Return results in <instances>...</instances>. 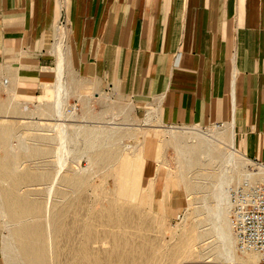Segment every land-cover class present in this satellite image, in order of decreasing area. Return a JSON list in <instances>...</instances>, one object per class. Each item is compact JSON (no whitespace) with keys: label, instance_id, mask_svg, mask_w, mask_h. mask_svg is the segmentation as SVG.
<instances>
[{"label":"crops","instance_id":"crops-1","mask_svg":"<svg viewBox=\"0 0 264 264\" xmlns=\"http://www.w3.org/2000/svg\"><path fill=\"white\" fill-rule=\"evenodd\" d=\"M59 62L66 95L53 107L75 81L149 128L224 127L264 165V0H0L2 86L30 104L55 86ZM164 190L152 206L176 216L167 192L160 211Z\"/></svg>","mask_w":264,"mask_h":264},{"label":"rangeland","instance_id":"rangeland-1","mask_svg":"<svg viewBox=\"0 0 264 264\" xmlns=\"http://www.w3.org/2000/svg\"><path fill=\"white\" fill-rule=\"evenodd\" d=\"M62 89L61 98L66 95L63 80ZM13 91L11 86H2L0 80V104L3 105V109L0 110V136L2 131H6L9 136L7 144H11V150L5 148L4 155L10 162L15 160L19 164V172L48 174L44 176L43 181L34 182L32 187H25L20 191L22 194L31 189L29 192L37 199L35 195L44 196V189L55 169L53 157L55 141L51 127L58 121L51 117L55 103L54 86L47 87L43 95L34 102H28L30 104H26L25 99L15 96ZM114 98L111 93L94 97L91 91L78 92L74 81L73 99L64 106L60 104L64 116L61 123L66 125L69 133L77 128H85L84 130L88 131L91 128H101L102 132L110 131L106 143L112 148L109 152L118 159V155L128 154L130 157L132 153L140 154L143 165L138 178L142 193L133 200L115 195L113 171L118 165L107 166L106 169H101L103 166L95 164L90 166L87 158L95 153L85 150L86 143L84 144L81 136L78 137L79 141L68 140L66 146L70 151L63 157L65 164L59 178H72L82 171V175L89 179L88 185L77 196L70 195L73 208L69 210L67 220L68 222L73 220L74 225L57 226V238L52 241L53 261L56 259L59 264L69 262L71 259L74 261L73 264H230L224 263L222 257H215L210 252L214 249L213 237L201 243L198 239L201 232L212 226L211 209L205 207L213 205L211 191L220 169L214 164L194 166L189 171L183 170L175 145L170 143V133L183 136L185 139L183 144L193 145L196 143V136L213 140L214 134L224 130V127L149 128L131 117L128 104ZM96 134L98 141L105 137L100 135L102 138H99V133ZM147 138L151 139L148 141L150 152L146 155L142 148ZM20 139H24V142ZM20 143L34 148L38 154L32 155L33 151L22 150ZM231 148L238 158L240 171L264 170L259 164L243 158L234 149L233 144ZM199 159L205 160L203 156H199ZM92 162L95 163V159ZM156 172L158 173L155 177ZM242 180L245 179L240 178L238 183ZM148 181L152 182V192L163 191L165 188L164 192L179 200L176 216L157 213L152 206L153 195L151 196L148 189L143 188L144 183ZM62 183L61 181L54 191L52 199L54 207L64 206L62 199L55 198L61 191L68 193ZM196 183L206 187V192L185 188V184L192 186ZM235 184L237 182L230 183L228 188ZM164 192L162 199L165 204V201L168 202L170 199L168 196L166 198ZM164 204L160 206L161 213L165 208ZM77 216L80 222H84L83 230L80 229L82 228L80 224L76 223ZM228 217L230 220L229 214ZM5 222V217L0 215V236L7 234ZM3 248L0 246L1 252ZM75 252L77 255L73 258ZM6 254V262L4 257H1L2 264H23L10 260L7 250ZM235 255L236 259L231 264H264L261 256L240 253L236 247Z\"/></svg>","mask_w":264,"mask_h":264},{"label":"bare ground","instance_id":"bare-ground-1","mask_svg":"<svg viewBox=\"0 0 264 264\" xmlns=\"http://www.w3.org/2000/svg\"><path fill=\"white\" fill-rule=\"evenodd\" d=\"M60 63L61 62L57 65V79L53 92L55 98H61L63 95V63ZM1 109L2 105L0 104V110ZM52 112L51 117H55V121H58L51 127L53 134L52 137L55 141V148L53 149L55 169L49 183L44 189V196L35 195L38 200L32 196L33 193L29 192L31 189H28L29 191L26 190V193L22 192V194L20 191L22 188L29 186L32 187L31 185L34 182L43 181L44 176H47L48 174L36 175L27 171L19 172V164L15 160L10 162L4 155L5 148L11 150V144H7V139H9L8 133L6 131L1 132L0 215L3 218L5 217L6 222L4 223V228L6 229L7 234L5 236H0V246L4 247L2 252L0 249V253L1 257H4L5 262L7 250L10 260L19 261L23 264H59L56 259L54 261L52 259L54 252V244H52V241L57 238V226H68L73 224V220L71 222H68L67 220L68 212L73 208V201H70V195L74 194L77 196L78 193L88 185L89 179L86 175H82V171L78 174L76 173L77 175L75 174L72 178H59L60 171L65 164L63 157L69 154L68 152L70 151L66 146L68 140L79 141L78 137L81 136L84 144L86 143L85 150L95 153L87 158L90 166L95 164L103 166L101 169H106L107 166L118 165L117 169L113 171L115 175L113 180L115 195L133 200L136 197H139L142 193V186L140 184V179L138 178L140 168H142L141 165H143V158L141 159L140 154L134 155V153H132L130 157H128V154H125L124 156L118 155L119 160L118 157L109 152L112 148H110V144L106 143L110 131L107 130L102 132L101 128H91L89 129V132L88 130H84L85 128H77V130H73L69 133L66 125L61 123V118L64 117L61 105L59 104L53 107ZM31 130L33 131V129ZM92 132L99 133V138H102L100 135L105 137L102 138L101 141H98L97 134H92ZM150 139H145V145L142 148L146 155L150 152V146L148 143ZM20 140H23L22 142H24V139ZM170 141L173 146L175 145L177 154L181 159L180 164L183 170L189 171L194 166H211L214 164H217L218 169H220L218 175L214 179L215 184L211 191L213 205L212 207H205L211 209L212 226L211 228L204 230V232H201L198 239L200 240L199 243H201L213 237L215 242L212 244V247L214 249H211L210 252L215 257H222L224 263L231 264L236 259V245L228 217V214L230 215L227 200L228 185L233 182L238 183L240 178L249 179L256 183L264 182V170H239L238 158L236 154L232 152L231 148L232 137L229 131L225 128L224 130L215 133L213 140L196 136V143L193 145L183 144V141H185L184 137L175 133H170ZM23 144L24 143H20L22 150L28 152L33 151L32 155L38 154L34 148L27 147ZM9 156L13 158L10 154ZM199 156H203L205 160L200 161ZM93 159H95V163L92 162ZM157 173L158 172H156L155 177L157 176ZM61 181L63 182V186L67 188L68 193L66 194L61 191V194L59 193L61 197L58 194L55 198L62 199L64 206L54 207L52 200L54 191L56 187L60 185ZM148 182L144 183L143 188L145 187L148 189L152 196V182ZM1 183L4 185H1ZM185 188L187 190H202L206 192V187H201L198 183L192 186L185 184ZM164 195L167 198L166 192H164ZM163 204L164 200L162 199L161 205ZM78 217L79 216H77V218ZM77 222L80 224V227L84 225V222H80L79 218L76 220V223ZM83 227L80 229L83 230ZM75 255H77L76 252L74 253L73 258ZM73 262L74 261L71 259L69 262L63 264H73Z\"/></svg>","mask_w":264,"mask_h":264},{"label":"built area","instance_id":"built-area-1","mask_svg":"<svg viewBox=\"0 0 264 264\" xmlns=\"http://www.w3.org/2000/svg\"><path fill=\"white\" fill-rule=\"evenodd\" d=\"M227 200L237 250L264 259V182L242 180L227 189Z\"/></svg>","mask_w":264,"mask_h":264}]
</instances>
